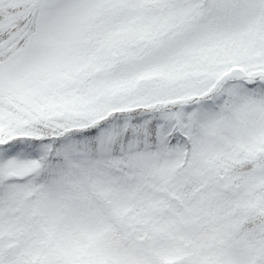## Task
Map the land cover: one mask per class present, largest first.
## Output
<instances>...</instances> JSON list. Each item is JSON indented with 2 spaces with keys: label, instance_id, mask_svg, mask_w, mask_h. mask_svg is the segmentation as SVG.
<instances>
[{
  "label": "snow or ice",
  "instance_id": "1",
  "mask_svg": "<svg viewBox=\"0 0 264 264\" xmlns=\"http://www.w3.org/2000/svg\"><path fill=\"white\" fill-rule=\"evenodd\" d=\"M0 264H264V0H0Z\"/></svg>",
  "mask_w": 264,
  "mask_h": 264
}]
</instances>
